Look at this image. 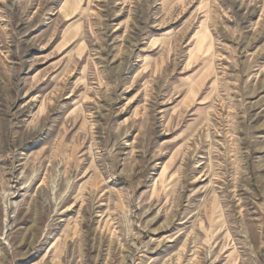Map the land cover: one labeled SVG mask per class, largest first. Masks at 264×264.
Returning <instances> with one entry per match:
<instances>
[{
	"label": "rangeland",
	"instance_id": "obj_1",
	"mask_svg": "<svg viewBox=\"0 0 264 264\" xmlns=\"http://www.w3.org/2000/svg\"><path fill=\"white\" fill-rule=\"evenodd\" d=\"M0 264H264V0H0Z\"/></svg>",
	"mask_w": 264,
	"mask_h": 264
}]
</instances>
